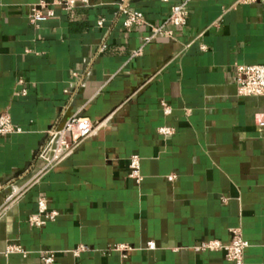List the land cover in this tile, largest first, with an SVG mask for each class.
<instances>
[{
	"label": "crops",
	"instance_id": "obj_1",
	"mask_svg": "<svg viewBox=\"0 0 264 264\" xmlns=\"http://www.w3.org/2000/svg\"><path fill=\"white\" fill-rule=\"evenodd\" d=\"M37 1L0 0V115L22 131L0 136V264H42L46 250L53 264H229L192 247L227 244L230 229L248 242L244 264H264V97L239 96L233 80L237 66L264 65V0H132L144 23L129 30L121 0L54 7L32 25ZM184 1L186 25L165 24ZM154 27L173 38L143 45ZM75 115L106 122L44 168L50 133ZM40 199L58 215L30 227ZM9 244L26 257L5 256ZM114 245L135 249L123 258Z\"/></svg>",
	"mask_w": 264,
	"mask_h": 264
},
{
	"label": "built area",
	"instance_id": "obj_2",
	"mask_svg": "<svg viewBox=\"0 0 264 264\" xmlns=\"http://www.w3.org/2000/svg\"><path fill=\"white\" fill-rule=\"evenodd\" d=\"M132 0H121L116 14L123 17L122 27L125 30H129L134 26H140L144 23L143 14L131 5ZM257 0H239L240 3H253ZM89 0H38L34 5L29 8L28 22L32 25L48 21L55 15L54 7H59L64 11H71L79 6H88ZM188 17V2L184 1L179 4L173 5L170 9V13L166 19L165 24L172 27L181 28L187 23ZM104 20L100 19L97 22V26L101 27ZM157 37H169L173 38V34L169 30H164L162 27L151 28L150 34L143 38V45H148L153 39ZM104 49V46L100 50ZM201 51L205 50V47H200ZM140 50L134 51L133 56L139 55ZM234 83L237 88L239 96L246 97H264V65H250V66H237ZM17 83L23 84V79L18 78ZM27 94L25 88H21L16 92V96L23 97ZM162 109L164 114H169V108L162 103ZM106 122L105 120L92 122L89 119L82 116L70 117L62 127L54 129L50 135L47 143L43 147L39 154V159L44 163V168L53 166L60 163L66 156L80 145L83 141L90 138L93 133L102 127ZM259 127H264V120L257 122ZM21 129L15 126L10 116L7 113L0 115V136H7L14 133H21ZM173 130L171 128L162 127L158 129V133L161 135H170ZM128 178L139 182L141 176L139 173V158L136 155H132L129 160V173ZM175 175H170L167 180L173 181ZM9 200L11 195L7 197ZM37 212L27 217V224L30 227H42L47 222L54 221L58 213L56 211H49L46 203L43 199H40L37 203ZM230 239L227 244H222L218 240H209L201 242L199 245L192 247L195 252H208V251H220L223 253L224 259L229 264H244L243 256L245 250L249 247L248 242L241 237V233L238 229H230ZM156 248L153 241H149L144 245L146 250H154ZM135 248L130 245H114L110 248L111 251L120 252L122 257H126V253L133 251ZM88 250L85 245H80L71 250V254L78 258L81 253ZM19 254L22 257H26L27 251H25L20 245L9 244L7 245L4 255ZM40 261L42 264H53L54 253L46 250L40 252Z\"/></svg>",
	"mask_w": 264,
	"mask_h": 264
}]
</instances>
